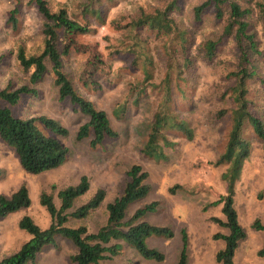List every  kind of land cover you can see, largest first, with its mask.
Returning a JSON list of instances; mask_svg holds the SVG:
<instances>
[{
    "label": "rangeland",
    "instance_id": "374dc122",
    "mask_svg": "<svg viewBox=\"0 0 264 264\" xmlns=\"http://www.w3.org/2000/svg\"><path fill=\"white\" fill-rule=\"evenodd\" d=\"M55 9L65 6L73 10L78 0H48ZM200 0H184L178 24L197 32V38H215L219 26L211 14L203 16L197 25H191V6ZM25 2V1H23ZM158 0H112L103 20L89 17L91 32L76 34L66 49L67 38L62 34L59 42L62 69L72 80L77 93L103 110L111 127L118 133L114 139L105 138L100 145L89 146L90 137L75 138L76 131L87 116L72 110L66 100L58 98L52 83V75L46 69L35 83V95H21L17 103L9 106L11 113L20 118L38 115L48 116L66 128L65 136L58 137L66 147L64 161L37 174L25 173L19 166L12 148L0 140V195L9 196L21 184L27 188L29 205L7 213L0 219V259L14 253L29 238V234L17 226L18 220L28 215L40 228L49 224L47 211L38 202L39 194L46 191L57 207L56 191L78 182L85 175L89 187L73 206L86 201L97 188L104 190L99 205L83 220H69L68 226L84 225L94 232L106 219V204L121 193L126 181L125 172L131 164H139L147 172L145 182L148 192L130 202L125 215L152 201L155 210L147 212L143 220L152 225L166 226L171 237L150 235L145 238L147 247L163 253L157 262L141 257L133 248L122 244L121 252L99 261V264H176L182 248L181 234L185 233L186 264H220L214 253L223 247L214 234L227 230L211 221V217L224 219L220 204L211 205L225 193L226 183L220 174L226 165H212L223 151L230 128L231 101L228 89L232 80L228 72L238 65L237 53L230 40L219 43L215 56L205 62L200 56L194 65L182 73L169 70L173 60L168 58L164 37L156 36L145 28L138 30L142 51L147 56L146 67L150 77H144L142 57H136L127 28H119L122 17L132 16L138 7L148 8ZM13 0H0V89L15 88L26 83L27 73L19 66L15 54L22 48L26 55L37 53L42 47L41 17L32 5L23 3L16 15V23L8 22ZM78 23L80 19L74 18ZM61 38V35H60ZM262 46V44H261ZM179 50L171 54L179 59ZM169 79L166 81L165 76ZM257 79L248 83V99L252 105L250 114L264 124V55L256 60ZM259 78V79H258ZM164 103L166 110L176 120L184 122L191 136L168 126L163 129L165 138L173 145L163 147L165 160L154 161L145 157V142L152 116ZM122 106L120 113L113 110ZM223 112L219 114V112ZM241 136L249 143L247 157L242 161L239 176L233 184V208L245 236L237 242L233 264H264V256L257 254L264 244V232L253 229L256 219L264 226V150L249 125L243 124ZM54 184L55 189H50ZM173 184L182 188L169 193ZM76 251L70 240L55 236L26 264H72L69 256Z\"/></svg>",
    "mask_w": 264,
    "mask_h": 264
},
{
    "label": "trees",
    "instance_id": "16d2710c",
    "mask_svg": "<svg viewBox=\"0 0 264 264\" xmlns=\"http://www.w3.org/2000/svg\"><path fill=\"white\" fill-rule=\"evenodd\" d=\"M25 1V2H23ZM112 0H78L73 10L65 6L53 9L48 0H13L14 7L9 12L8 22L14 26L20 6L25 3L32 5L41 17L40 34L42 47L37 53L26 55L22 48L16 51L15 57L21 69L27 73L26 83L15 88L0 89V140L12 148L20 168L28 174H37L60 165L67 154L66 147L58 137L65 136L67 130L54 119L38 115L20 118L11 113L9 106L17 103L21 95H35L33 85L37 83L46 69L52 75V83L56 88L58 98L66 100L72 110L87 116V120L79 125L75 138L77 140L90 137L89 146L94 148L105 139H114L118 133L111 127L106 113L96 108L93 103L77 93L72 80L62 69L59 42L62 34L67 38L66 49L76 34L91 32L89 17L103 20ZM184 0H158L148 8L138 7L132 16L122 17L119 28H127L132 43L126 50L133 48L136 57H142L144 77H150L146 67L147 56L142 51L143 44L139 42L138 30L145 28L156 36L164 37V45L168 58L173 60L169 70L182 73L194 65L198 56L205 62H210L215 56L219 43L230 40L237 53L238 65L228 72L232 80L228 89L231 101L230 128L223 151L212 162V165H226L220 174L226 183L225 193L218 196L211 205L220 204V212L224 219L211 217V221L224 227L225 234H214L215 239L223 241V247L214 253V259L220 264H233V254L237 242L244 238L243 228L237 221L233 208V184L239 176L242 161L247 157L249 143L241 136L243 124L250 126L264 150V124L256 116L250 114L252 105L248 99V83L257 79L256 60L264 55V0H200L191 6V25H197L206 14H211L219 26L215 38L204 40L197 38V32L187 26L178 24L176 16L184 9ZM74 18L80 19L78 23ZM61 35V38H60ZM262 44V46H261ZM179 50V59L171 54ZM169 79L168 74L165 76ZM259 79V78H258ZM264 83V80H259ZM122 106L113 110L120 113ZM160 110L152 116L148 134L142 146V154L154 161L165 160L163 147H171L173 142L163 134L166 127H174L185 136L191 132L187 125L176 120L160 104ZM223 112H219L222 114ZM126 181L121 193L106 204V219L96 231L89 232L84 225L68 226L69 220H83L95 209L104 197V190L97 188L86 201L73 206L74 201L84 194L88 187L85 175H80L78 182L67 185L56 191L59 205L56 207L52 197L46 191L39 194L38 202L47 211L50 221L47 227L40 228L28 216H22L17 226L29 234V238L12 254L0 259V264H26L32 261L41 247L51 244L55 236L67 238L75 246L76 251L69 256L72 264H99V261L113 257L121 252L122 244L133 248L141 257L161 262L163 253L147 247L145 238L150 235L171 237L172 231L166 226L152 225L142 218L147 212L155 210L157 202L152 201L135 209L128 217L125 215L127 205L143 197L149 190L145 182L147 172L139 164H131L125 172ZM50 189H55L51 184ZM182 188L173 184L167 188L169 193ZM29 205L27 188L21 184L9 196L0 195V219L7 213ZM253 229L262 230L264 226L256 219L251 224ZM185 233L181 234L182 248L176 264H186ZM264 256V244L257 251Z\"/></svg>",
    "mask_w": 264,
    "mask_h": 264
}]
</instances>
